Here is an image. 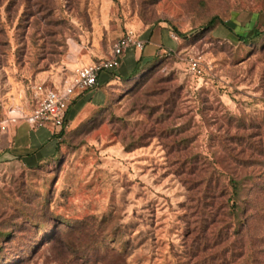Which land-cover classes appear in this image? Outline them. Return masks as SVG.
<instances>
[{"label": "rangeland", "instance_id": "1", "mask_svg": "<svg viewBox=\"0 0 264 264\" xmlns=\"http://www.w3.org/2000/svg\"><path fill=\"white\" fill-rule=\"evenodd\" d=\"M254 27L264 0H0V121L127 34L168 48L130 80L127 61L104 104L85 91L55 161L0 160V264H264V35L239 39ZM231 174L254 178L236 230L217 199Z\"/></svg>", "mask_w": 264, "mask_h": 264}, {"label": "crops", "instance_id": "2", "mask_svg": "<svg viewBox=\"0 0 264 264\" xmlns=\"http://www.w3.org/2000/svg\"><path fill=\"white\" fill-rule=\"evenodd\" d=\"M164 33L159 31L156 33L146 34L141 40L146 42L145 49L143 51L139 50H131L130 54L127 52L123 56L120 62L119 72L115 71V73H104L100 74L98 78V85L93 89L89 90L96 97L97 95H101L99 103L96 104L102 105L104 102L107 101V92H101V89L104 87L112 86L114 83H118V81L122 79H126V76L131 72V63L126 64L127 61H132L134 64V68L139 60L143 61H150L155 55L159 54L162 50L161 48H166L165 43L163 42ZM146 37V38H145ZM171 37V36H170ZM168 49V48H166ZM172 50V49H169ZM111 56V53L109 57ZM109 57L105 58L108 59ZM104 60V59H100ZM97 61H92L89 58H84L77 63H70L67 65L66 68L71 74L68 76L67 80L61 82L57 80V82L52 81V85H46L49 88L57 89L61 88L65 83H69L74 79V71L77 67L89 65ZM128 65V66H125ZM43 79H48L43 77ZM84 92L78 91L68 106L65 115V121L68 125L74 123L78 116L83 113V109L79 110L80 112H74V109L71 106L76 102V100L83 94ZM102 102V103H101ZM93 106V105H91ZM36 107V102L33 98V94L31 92V103H27L22 109L26 112H30L32 109ZM71 112H74V115L71 116ZM54 128L52 126H47L44 128L33 129L27 122L22 121L18 125L11 128L10 132L4 138V151L0 154V160L4 161L5 163H13L17 162L22 166H26L29 168L36 167L39 164H42L52 156L56 154L57 147H58V139L53 137Z\"/></svg>", "mask_w": 264, "mask_h": 264}, {"label": "built area", "instance_id": "3", "mask_svg": "<svg viewBox=\"0 0 264 264\" xmlns=\"http://www.w3.org/2000/svg\"><path fill=\"white\" fill-rule=\"evenodd\" d=\"M145 46V41L127 34L113 44L111 56L108 59L76 68L73 81L65 83L61 88L52 89L44 84L34 85L32 94L36 107L30 112L19 107L9 108L0 121V154L4 151L5 136L12 127L22 121L27 122L33 129L52 126L57 131L61 130L65 123L68 106L76 93L93 90L98 85V78L102 72H113L119 68L120 58L127 50L132 48L143 51Z\"/></svg>", "mask_w": 264, "mask_h": 264}, {"label": "trees", "instance_id": "4", "mask_svg": "<svg viewBox=\"0 0 264 264\" xmlns=\"http://www.w3.org/2000/svg\"><path fill=\"white\" fill-rule=\"evenodd\" d=\"M218 18H213L210 22H209V27L213 28L214 25L217 23ZM179 35V34H178ZM264 35V31L260 30L258 27H254V29L252 30V34L251 36H239V39L244 42L245 44L256 41V40H260ZM150 62V61H149ZM141 60H139L136 64V67L134 69V73L132 74L131 77L127 78L128 80L133 79L135 76H137L140 72V64H141ZM127 79H122V80H127ZM111 87V86H110ZM109 87V88H110ZM69 127L68 123L65 121L63 127L61 130L57 131L54 130V134L53 137L58 139V147H57V151L56 154L54 156H52L51 158H49L48 160H46L45 162H43L42 164H49L53 161H55L57 155L59 154L60 151V146H61V142H60V138L63 135V132L65 131V128ZM229 155L230 158L232 160V162L236 165V166H241L242 168H249L250 166H256L258 165V163H255L254 161L252 162V160H246V161H241L238 159L236 153H235V148L233 149H229ZM243 151V150H242ZM241 152H239L240 155ZM238 155V156H239ZM260 156H263L264 154H259ZM39 164L36 167L42 165ZM183 166L186 165V162H184L182 164ZM262 165V164H261ZM259 165V166H261ZM197 180V184L198 183H203L204 181L201 179V176L199 178L196 179ZM253 180L254 178L252 176H241L240 174H231L230 178H229V184L227 187H225L223 190H220L219 195H217V199H225L226 201L223 202L225 205L222 207L223 209H229V211L227 212V214H225V225H226V229L230 228L233 230H236L235 226H234V222L237 221L239 219V216L241 214V211L243 210L242 206L240 205L241 201H244L246 199V197L244 196L243 191L246 189L247 185H252L253 184ZM200 184V185H201ZM217 185H215V189L218 187V183H216ZM220 197V198H219ZM213 198H216V196H213ZM212 199V198H211ZM228 235V234H226ZM220 236L216 235L214 241L211 243V246L208 247L211 248L213 247V245H218L221 243V238H219ZM241 247H239L236 252L234 253L235 255H238V250Z\"/></svg>", "mask_w": 264, "mask_h": 264}]
</instances>
